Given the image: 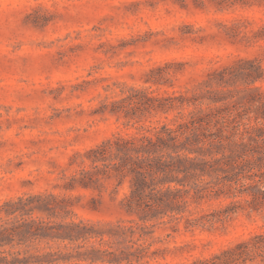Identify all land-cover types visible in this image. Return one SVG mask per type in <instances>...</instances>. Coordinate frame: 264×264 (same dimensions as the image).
Instances as JSON below:
<instances>
[{
	"label": "rangeland",
	"instance_id": "1",
	"mask_svg": "<svg viewBox=\"0 0 264 264\" xmlns=\"http://www.w3.org/2000/svg\"><path fill=\"white\" fill-rule=\"evenodd\" d=\"M249 1L218 10L211 0H0V206L21 196L73 195L82 196L72 207L81 219H126L116 207L126 183L115 202L109 184L95 204L97 191H68L64 184L90 148L174 116L146 113L133 124L111 114L130 89L191 96L213 72L239 60L256 59L264 69V0ZM255 86L264 89V80ZM228 203L192 205L188 218ZM240 204L242 210L212 227L185 232L181 225L169 243L178 249L159 264L208 259L264 232V211Z\"/></svg>",
	"mask_w": 264,
	"mask_h": 264
},
{
	"label": "trees",
	"instance_id": "2",
	"mask_svg": "<svg viewBox=\"0 0 264 264\" xmlns=\"http://www.w3.org/2000/svg\"><path fill=\"white\" fill-rule=\"evenodd\" d=\"M211 2L218 10L251 5ZM240 62L213 72L191 96L155 97L130 89L113 103L109 112L133 124L146 113H174L170 121L117 133L90 148L64 184L68 191H97L95 204L106 185H112L108 198L115 202L126 183L116 207L127 218L81 219L72 207L82 196L9 199L0 206V264H159L178 249L169 243L181 225L185 232L212 227L242 210L241 201L250 211H264V89L255 86L264 80V69L256 59ZM240 104L251 106L253 114H243ZM219 199L229 201L222 210L188 218L192 205ZM190 264H264V232Z\"/></svg>",
	"mask_w": 264,
	"mask_h": 264
}]
</instances>
